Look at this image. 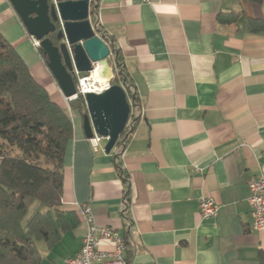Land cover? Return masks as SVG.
I'll use <instances>...</instances> for the list:
<instances>
[{
    "label": "crops",
    "instance_id": "crops-1",
    "mask_svg": "<svg viewBox=\"0 0 264 264\" xmlns=\"http://www.w3.org/2000/svg\"><path fill=\"white\" fill-rule=\"evenodd\" d=\"M96 4L138 99L133 133L109 154L106 141L94 149L85 137L33 38L0 0L1 36L73 127L60 206L67 227L51 248L36 244L40 264H63L79 251L84 204L97 226L124 239L130 264H264V231L252 229L247 203L249 182L264 173V33L246 26L247 17L264 20V0ZM230 12L241 14L238 22L219 24ZM201 197L219 205L215 218L200 219Z\"/></svg>",
    "mask_w": 264,
    "mask_h": 264
},
{
    "label": "trees",
    "instance_id": "trees-1",
    "mask_svg": "<svg viewBox=\"0 0 264 264\" xmlns=\"http://www.w3.org/2000/svg\"><path fill=\"white\" fill-rule=\"evenodd\" d=\"M91 2V23L115 55L117 76L133 112L138 99L132 82L115 43L97 22V0ZM240 16L220 13L217 21L233 24ZM246 26L250 33H264L263 19L247 17ZM49 38L55 43V34ZM38 52L46 64L39 48ZM68 108L81 117L87 113L81 95L69 101ZM128 122L117 147L125 145L134 131L133 114ZM72 136L69 113L52 101L0 34V264H40L36 244L43 242L51 248L66 231V215L60 206L63 161ZM117 167L122 172L120 164Z\"/></svg>",
    "mask_w": 264,
    "mask_h": 264
},
{
    "label": "water",
    "instance_id": "water-1",
    "mask_svg": "<svg viewBox=\"0 0 264 264\" xmlns=\"http://www.w3.org/2000/svg\"><path fill=\"white\" fill-rule=\"evenodd\" d=\"M92 0H9L26 32L39 42L46 67L64 98L76 95L75 81L86 75L93 64L112 68L113 54L104 38L98 36L90 20ZM55 34V43L49 35ZM131 100L124 86L112 85L101 94L87 93L82 116L86 138L93 131L106 140V154L118 145L120 134L130 118Z\"/></svg>",
    "mask_w": 264,
    "mask_h": 264
},
{
    "label": "built area",
    "instance_id": "built-area-1",
    "mask_svg": "<svg viewBox=\"0 0 264 264\" xmlns=\"http://www.w3.org/2000/svg\"><path fill=\"white\" fill-rule=\"evenodd\" d=\"M139 1L146 4L151 2V0ZM32 45L36 49L39 48V42L34 39L32 40ZM97 65L99 64H93V69L90 73L76 78V95L69 99L64 98L67 105L69 101L76 99L78 95H81L84 98L87 93H92L89 78ZM112 78L113 74L109 77L106 87L103 88L101 92L95 94H101L106 91L110 87V81ZM131 116L132 113L130 111V117ZM89 141L95 149L101 141L106 140L93 131V136ZM247 203L250 209L252 229L256 232L264 231V173L259 174L249 182ZM219 208V205L212 198L201 197L198 200V212L199 217L202 220L215 218L218 214ZM78 209L82 215L86 231L79 251L74 257L66 260L63 264H130L124 256L127 249L124 239L110 227L97 226L90 205H80ZM102 241L109 243L112 249H102L100 247V242Z\"/></svg>",
    "mask_w": 264,
    "mask_h": 264
},
{
    "label": "bare ground",
    "instance_id": "bare-ground-1",
    "mask_svg": "<svg viewBox=\"0 0 264 264\" xmlns=\"http://www.w3.org/2000/svg\"><path fill=\"white\" fill-rule=\"evenodd\" d=\"M111 76L110 68L97 65L96 69L92 72L89 78L91 84V92L99 93L106 87L107 81Z\"/></svg>",
    "mask_w": 264,
    "mask_h": 264
},
{
    "label": "rangeland",
    "instance_id": "rangeland-1",
    "mask_svg": "<svg viewBox=\"0 0 264 264\" xmlns=\"http://www.w3.org/2000/svg\"><path fill=\"white\" fill-rule=\"evenodd\" d=\"M108 64L112 68V74H113V78L110 81V86L112 85L122 86L121 81L117 76L116 67L114 66V64L112 65V59L108 61ZM75 114L77 115V112H75Z\"/></svg>",
    "mask_w": 264,
    "mask_h": 264
},
{
    "label": "flooded vegetation",
    "instance_id": "flooded-vegetation-1",
    "mask_svg": "<svg viewBox=\"0 0 264 264\" xmlns=\"http://www.w3.org/2000/svg\"><path fill=\"white\" fill-rule=\"evenodd\" d=\"M51 35H54V34H51Z\"/></svg>",
    "mask_w": 264,
    "mask_h": 264
}]
</instances>
